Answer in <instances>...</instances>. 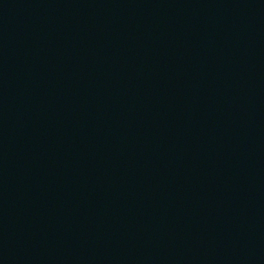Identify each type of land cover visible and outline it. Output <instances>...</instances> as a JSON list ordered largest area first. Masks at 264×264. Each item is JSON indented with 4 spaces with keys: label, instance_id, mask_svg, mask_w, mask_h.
<instances>
[{
    "label": "water",
    "instance_id": "95a60500",
    "mask_svg": "<svg viewBox=\"0 0 264 264\" xmlns=\"http://www.w3.org/2000/svg\"><path fill=\"white\" fill-rule=\"evenodd\" d=\"M0 264H264V0H0Z\"/></svg>",
    "mask_w": 264,
    "mask_h": 264
}]
</instances>
